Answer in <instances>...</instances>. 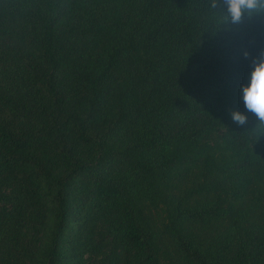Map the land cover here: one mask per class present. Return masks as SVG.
<instances>
[{
    "label": "trees",
    "instance_id": "trees-1",
    "mask_svg": "<svg viewBox=\"0 0 264 264\" xmlns=\"http://www.w3.org/2000/svg\"><path fill=\"white\" fill-rule=\"evenodd\" d=\"M211 5L0 0V264H264V11Z\"/></svg>",
    "mask_w": 264,
    "mask_h": 264
},
{
    "label": "clouds",
    "instance_id": "clouds-1",
    "mask_svg": "<svg viewBox=\"0 0 264 264\" xmlns=\"http://www.w3.org/2000/svg\"><path fill=\"white\" fill-rule=\"evenodd\" d=\"M227 13L231 21L238 23L243 15L264 11V0H226ZM213 8L216 0H212ZM243 99L246 109L258 117V127L264 131V60L256 63L250 76V82L243 86ZM231 118L238 125L247 123V115L239 110H233Z\"/></svg>",
    "mask_w": 264,
    "mask_h": 264
},
{
    "label": "rangeland",
    "instance_id": "rangeland-1",
    "mask_svg": "<svg viewBox=\"0 0 264 264\" xmlns=\"http://www.w3.org/2000/svg\"><path fill=\"white\" fill-rule=\"evenodd\" d=\"M6 193H10L11 189L7 188L5 190ZM160 205H163V203H160ZM7 210H11L10 205H5ZM149 207V208H148ZM147 209V215L149 216V218L151 219V221H153V223H159V221L162 219L161 217V210L156 209V207L149 203ZM110 250H106L105 253H102L101 255H89L88 259H89V264H103L104 263V258L107 256V254H109Z\"/></svg>",
    "mask_w": 264,
    "mask_h": 264
}]
</instances>
